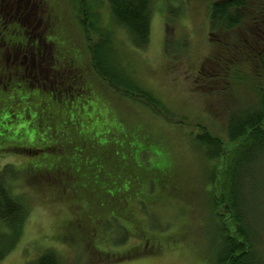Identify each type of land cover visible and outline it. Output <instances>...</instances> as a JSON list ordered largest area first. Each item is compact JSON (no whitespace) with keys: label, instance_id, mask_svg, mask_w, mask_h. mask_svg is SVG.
I'll list each match as a JSON object with an SVG mask.
<instances>
[{"label":"rangeland","instance_id":"obj_1","mask_svg":"<svg viewBox=\"0 0 264 264\" xmlns=\"http://www.w3.org/2000/svg\"><path fill=\"white\" fill-rule=\"evenodd\" d=\"M38 1L33 2V7L28 9V12H35L33 21L27 27L29 30L34 27L42 33V31H47L50 25L49 30L53 32H50V35L58 39L62 33V24L69 17L72 23L70 27L68 22L64 24L71 31V39L77 44L80 42L84 47L81 53L84 56L85 72H87L86 77L89 81L94 73L89 60L92 53L88 46L94 47L97 42L99 49L101 45L110 48L109 50L113 52L109 57L112 62L121 64L118 66H122L128 76L131 75L139 88L149 95L152 94L169 110L168 113L173 117L171 121H168L164 117L155 116L147 105L139 100L123 96L102 79H100L102 84L93 83L95 90L92 94L90 92L93 97H88L82 88L83 80L81 78L76 79V83L72 84L69 92L60 95L70 104H75L80 100L85 102L89 112L86 117H89L90 121L85 127L84 124L81 125L82 128L88 131L103 125L108 129L105 134L116 129L118 132L136 136L137 129L133 127L142 125L147 127L146 130L155 132L156 137L161 135L164 137L161 144L176 152L178 163L176 172L182 173V179L188 178L197 182L198 189L196 188L195 193L192 190V196L187 195L185 200L179 199V204L156 210L157 214L151 212L150 206L142 198H139L141 202L139 205L145 210L138 215L146 227L141 228L143 225H139L141 229H136L137 235H135L132 232V227L129 226L131 232L125 235V230H121L124 226V218L117 209H120V203L116 201L103 204L99 200L100 194L105 192L103 189L112 196V186L115 185L114 182H111L112 178H104L105 183L100 184L96 180L97 176L101 174V169L104 170L106 167L105 161L102 160V165L98 163L101 166H92L94 161L88 159L86 160L87 173L79 172L76 166L82 163L80 161L84 156L85 149L84 146L73 145V140L69 136L71 129L67 127L68 130L60 131L61 134L49 136L50 145L47 148L57 145L62 147L60 158L64 161H61L60 168L67 169V172H71L77 179L85 181L81 185V197L85 199L79 198L69 190L63 192L57 190L64 196L54 197L51 200L47 197V190L44 188H41L39 194L35 195L33 184L16 183L15 192L19 193L23 189L29 196L26 203L30 208V213L18 244L0 264H25L45 250H53L61 259V264H213L215 258L213 237L217 232L215 218L221 213L223 214L220 215L222 217L220 220L228 234L235 228L227 218L224 207L217 204V199L221 196L220 189L213 184V181L217 182L221 177H227L226 173L229 172L227 163L225 164L222 160L206 161L196 141L198 135L203 132V127L209 129L213 136L219 137L228 149L232 148V144L227 142L225 131L227 114L224 113V107L228 100L227 96H224L227 78L223 77L228 76L223 73L219 65L213 64L209 59L216 50L213 48L209 36L210 6L215 0H152L149 42L144 50L134 47L126 30L113 24L107 0H83L87 7L85 10L86 20L91 22L94 29L84 28L81 24L77 0H49L47 2L49 8L42 1ZM37 2L38 4H36ZM174 8L176 10L170 16L167 9ZM41 9L49 14L45 21L40 18L43 17ZM167 37L170 38V41L178 42L179 46L174 43L175 45L169 44L167 47L168 43H165ZM61 57V55L53 56L60 62L63 61ZM78 60L82 61L80 57ZM70 67L74 68L69 63L63 64V69L70 70ZM79 69L81 70V66H77L76 71L78 72ZM97 79L99 78L97 77ZM234 80L230 81L234 82ZM237 85L234 104L243 108L242 106L258 103V98L252 91L250 82ZM1 92L0 89V94ZM28 92L29 90L21 87L12 90L14 97H27L29 102L32 99L34 103H37V99L42 97L48 101V108L57 107L56 100H52L53 95H57L54 90L45 88L41 93L38 89H34L29 95ZM5 96L0 95L1 108L13 104H17L19 108L21 105L22 108L24 107L23 101L6 99ZM29 102H26V105H29ZM21 111L18 112L17 121L11 123L5 120L15 118L12 114H9V118L2 115L0 137L4 136L2 134L4 132L8 133L7 139L20 136V141L27 137L31 139L35 134L42 136L47 128L45 119L37 116L38 112L32 111L29 115V111ZM55 111L60 113L59 109ZM11 112L13 111L11 110ZM22 113L24 114L22 115ZM72 116L74 117L71 118L76 120L75 125H79L81 119L78 120L76 116L82 117V112L74 113L73 111ZM182 119L184 124L179 127L176 121ZM64 124L63 122L58 125V128H62ZM29 126L33 128L30 134L24 132L27 127L30 131ZM94 139L98 147H104L107 151V157L112 156L113 165L109 161L106 163L114 168V172L110 174L118 177V174H115L119 168L117 162L125 159L123 153H121V158L118 157V149L114 151V146L117 147L115 142L98 138V135H95ZM157 139L154 138L153 145H159L155 142L159 140ZM91 140L89 139V141ZM134 140L137 142L133 154H139L143 150V145L138 139ZM19 147L24 151L25 149L30 150L27 151L29 155L26 154V156H30L32 161H38L48 156L46 152H43V147ZM15 148L7 149V145L6 147L0 146V169L6 165L16 169L17 166L25 163L26 158L21 155L24 154V151ZM147 159L149 161L151 159L152 163L158 161L155 167L163 166L168 160L163 148L155 149L153 155L149 152L144 153L140 158L142 161ZM51 168L47 169L48 173L56 172L58 169L57 167ZM258 169H263V174L260 173L256 179V181H260L261 187L247 191L249 194L247 202L263 212L264 161L259 164ZM210 174L213 176L211 177ZM160 175L162 178L166 176L162 172ZM105 177L110 178V175ZM202 177L208 180L205 190L201 188ZM44 182L48 181L44 180L40 186L46 185ZM51 182L54 183L53 178ZM87 185H90L89 189L85 188ZM104 185H107L109 190ZM114 191L118 193L117 197L122 194L121 191ZM189 192L190 190L183 191L184 194ZM133 194L137 197L140 195L135 190H133ZM88 211L90 212L88 213ZM104 211L105 214L109 213L106 222L109 221L115 225L114 228L106 230V234L99 223ZM128 218H132L130 211ZM79 219L81 220L80 224H76L75 221ZM80 226H85V229ZM166 236L171 239H164ZM125 237L128 238L121 241V238ZM108 238L112 241H109ZM104 240L108 241L105 243ZM261 242L257 246L261 250L257 249L261 256L255 255L254 264H264V232L261 235ZM106 250L110 252L106 254ZM112 256L115 259L106 260V257L111 258ZM119 256L124 257L119 258Z\"/></svg>","mask_w":264,"mask_h":264},{"label":"trees","instance_id":"obj_2","mask_svg":"<svg viewBox=\"0 0 264 264\" xmlns=\"http://www.w3.org/2000/svg\"><path fill=\"white\" fill-rule=\"evenodd\" d=\"M39 1L47 6L49 0ZM77 1L79 13L81 14V24L84 28L90 27L92 29L91 22L86 20L87 13L85 10L87 7H85L83 0ZM29 2L31 4H28V7L32 8V2H36V0H29ZM107 2L113 24L126 30L134 47L146 49L151 28L152 0H107ZM25 5L23 4V6ZM12 10L10 15H14L16 12L15 9ZM175 10V8L167 9L170 16ZM41 11H43L41 13L43 17L40 18L45 21L49 14L44 9H41ZM10 15L8 18H4V15L0 16V37L3 38L0 39V89L3 92L0 95H6V99L23 101L24 107L22 108V105L19 104L21 105L19 108L17 104L14 105L13 103L14 107L13 105L0 107V119L2 115L9 118V114H12L15 118L5 120L11 123L17 121L18 112H22L21 110L23 112L29 111V115L33 111L38 112L37 116L45 119L47 128H45L43 134L41 133L42 136L35 134L31 139L27 137L21 141L20 136L7 139L8 133L4 132L2 133L4 136L0 137V140H3V142H0V146L6 147L7 145V149L16 147L15 149L20 151L24 150H21L19 146H28V148L32 146L43 147V152H46L48 156L38 161H32L30 156H26V154L29 155L30 150L25 149L24 154H21L26 158L24 164H20L16 169L10 165L0 169V263L18 244L30 213V208L26 203L29 196L23 189L19 193L18 191L15 192L14 186L16 183L33 184L35 195H38L40 189L44 188L47 190V197L51 200L54 197L64 196L63 193L59 192L66 190L73 192L81 199H85L81 197V185L85 181L77 179L71 172H67V169L60 168L61 161H64L60 158L62 147L57 145L47 148L50 145L49 136L61 134L60 131L66 130L67 127L71 129L69 130V136L73 140V145L84 146L85 149L84 156L80 161L82 163L76 166L79 172L85 171L87 173L86 160L88 159L94 161L91 164L92 166L102 165V162L105 161L106 167H104V170L101 169V174L97 176L96 180L100 184L105 183V179L112 178L111 182H114L115 185L112 186V196L107 190L103 189L105 192L100 194L99 200L103 204L116 201L120 203V209L116 208L123 215L124 226L121 230H125V235L131 232L129 226L132 227V232L135 235H137L135 233L136 229L146 227L138 215L145 210L139 205L141 203L139 198H142L150 206L151 212L157 214L156 210L169 208L176 203L179 204V199L185 200L187 195H191L192 190L194 193L196 192V188L198 189L197 182L188 178L182 179V173L176 172V169H178L176 152L161 144V141H164L162 135L156 137L155 132L146 130L147 127H143V125L133 127L137 129L136 136L118 132L116 129L113 130L114 132L105 134L108 129L103 125L85 131V128L83 129L81 125L84 124L85 127L90 121L89 117H86L88 109L85 102L80 100L75 104H70L60 95L69 92L72 84L76 83V79L82 78V88L85 94L90 97L95 90L93 83L98 85V82L101 83L100 79H102L123 96L139 100L147 105L155 116H161L171 121L173 117L168 113L169 110L152 94L149 95L140 89L138 84L131 78V75L128 76L123 67L118 66L121 64L112 62V59L109 58L113 54L109 50L110 48L101 45L99 49L97 48V44H99L97 42L94 47L92 45L88 46L92 53L89 60L94 73L90 77L91 82L86 77L84 56L81 53L84 47L80 42L77 44L76 41L71 39V31L68 28L72 23L69 17L63 22L62 33L58 39L50 35V32L53 33L49 30L50 25L47 31H42V33L32 27L31 31L35 32L36 38L29 44L25 43L22 48L18 45L19 43H13L16 41L14 39L16 34L14 24L16 23L11 20ZM209 18L211 26L209 36L213 48L216 49L209 59L213 64L219 65L223 73L228 76L225 77L223 74V78H227L224 96H227L228 100L224 107V113L227 114L225 130L227 142L232 144V148L228 149L219 137L213 136L209 129L203 127V132L198 135L196 141L206 161L222 160L225 164L227 163V171L229 170L226 173L227 177H221L217 182L213 181V184L220 189L221 196L217 199V204L224 207L227 218L235 227L228 234L223 222L220 220L222 218L220 215L223 214L221 213L215 218V230L217 232L213 237L215 249L213 264H254L255 255L261 256L257 246L262 243L261 235L264 232V219L262 221L261 218L264 215V208L262 212V210H258L248 203L247 197L249 194L247 191H253L255 188L261 187L260 181L258 182L256 179L260 173L263 174V169H258V166L264 161V0H215L211 3ZM65 22L69 23L68 28L65 26ZM23 36L25 39L24 34ZM24 39H22V42ZM165 40V43H168L166 44L167 47L169 44L179 46L178 42L170 41L168 37ZM55 55H61L63 61L60 62L54 59L53 56ZM79 57L82 61L78 60ZM65 63L71 64L74 68L70 67V70L63 69ZM77 66H81V70L79 69L78 72L76 71ZM231 79H235L234 82H231ZM248 82H250L252 91L258 98V103L242 106L243 108H241L239 105L234 104L238 89L237 84H247ZM19 87L29 90L28 95L34 89H38L41 93L45 88L54 90L57 95H53L52 100H56L57 107L48 108V101L42 97L37 99V103H34L32 99L29 102L30 100L27 97H14L12 90ZM26 102H29V105H26ZM56 109H59L60 113H57ZM73 111L74 113L82 112V117L76 116L78 120L81 119L79 125H75L76 120L71 118L74 117L72 116ZM63 122L65 124L62 128H58V125ZM176 123L179 127L184 124L183 119L176 121ZM0 124H2L1 120ZM27 128L24 129V132L32 133L33 128L29 126L30 131ZM109 131L111 130L109 129ZM148 132L152 135H149ZM95 135H98V138L115 142L117 147L114 146V151L118 149V157L121 158V153H123L125 159L117 162L119 168L115 174H118V177L110 174L114 172V168L106 162L109 161L112 164V156L107 157L106 154L108 153L104 147H102L103 149L98 147L94 139ZM135 138L143 145V150L139 154H133L136 150L135 143L137 140H134ZM154 138L159 139L155 141L159 145H153ZM89 139L93 141H89ZM157 148L164 149L165 156L168 159L165 162L166 164L155 167L158 161L152 163L151 159L150 161L149 159L140 160L144 153L149 152L153 155ZM51 167H57L58 169L56 172L48 173L47 169H52ZM161 172L166 174L165 178H162ZM109 175L110 178L105 177ZM210 175L213 176V174ZM52 178L54 183L51 182ZM44 180L48 182H44L46 185L40 186ZM76 182H78V185H76ZM207 182V178L202 177L200 180L203 190L206 189ZM104 186L109 190L107 185ZM85 188L89 189L90 185L85 186ZM114 190L121 191L122 194L117 197L118 193ZM133 190L140 193V195L135 196ZM189 190L188 194L183 193V191ZM129 211L132 218H128ZM108 217L109 213L105 214L104 211L99 221L105 234L106 230L115 226L109 221L106 222ZM80 222V219L75 221L76 224H80ZM139 225L143 226L140 228ZM80 227L85 229V226ZM126 238L128 237L121 238V241ZM169 238L171 239V237L166 236L164 239ZM108 239L112 241V239ZM107 241L104 240L105 243ZM108 252L110 251L106 250V254ZM144 252L146 251L144 250ZM122 257L124 256H119V258ZM110 259L113 260L115 257H106V260ZM25 264H61V259L53 250H45Z\"/></svg>","mask_w":264,"mask_h":264},{"label":"flooded vegetation","instance_id":"obj_3","mask_svg":"<svg viewBox=\"0 0 264 264\" xmlns=\"http://www.w3.org/2000/svg\"><path fill=\"white\" fill-rule=\"evenodd\" d=\"M23 4H26V5L23 6ZM28 4H31L29 0H0V16L4 15V18H8V16L10 15V11H13L12 9L16 10L14 15H10L11 20H13L14 23H16L14 30H15L17 37L14 38L16 39V41L13 43L15 44L19 43L18 45L22 48L24 47L25 43L29 44L33 42L36 38L35 32L27 28L33 21L32 18H33V15L35 14L34 11L28 12V9H29ZM22 30L23 32H21ZM25 32H28V34H24ZM23 34L26 37L25 39H24ZM0 39H3V38L0 37ZM22 39H24L23 42H22Z\"/></svg>","mask_w":264,"mask_h":264}]
</instances>
